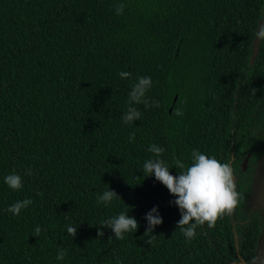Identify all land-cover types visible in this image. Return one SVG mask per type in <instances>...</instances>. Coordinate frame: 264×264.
Instances as JSON below:
<instances>
[{
    "label": "trees",
    "instance_id": "obj_1",
    "mask_svg": "<svg viewBox=\"0 0 264 264\" xmlns=\"http://www.w3.org/2000/svg\"><path fill=\"white\" fill-rule=\"evenodd\" d=\"M263 12L264 0H0V264L250 261L263 227L246 201L264 153V40L249 60ZM138 77L152 80L151 104L126 125ZM152 145L174 176L193 151L231 166L237 243L231 215L186 240L176 198L143 173ZM14 172L18 191L5 183ZM108 190L120 198L98 203ZM153 208L163 223L145 236ZM122 212L139 227L121 240L103 226Z\"/></svg>",
    "mask_w": 264,
    "mask_h": 264
},
{
    "label": "clouds",
    "instance_id": "obj_2",
    "mask_svg": "<svg viewBox=\"0 0 264 264\" xmlns=\"http://www.w3.org/2000/svg\"><path fill=\"white\" fill-rule=\"evenodd\" d=\"M125 5L119 4L116 7V14H123ZM259 39L264 40V31L259 32ZM130 72H120L122 79H130ZM152 86L150 77H138L131 85L129 92L128 107L123 113L121 119L124 124L130 125L141 117V112L135 105L143 104L145 108L149 107L151 101L147 97V92ZM255 95L256 90H251ZM158 107V103L156 104ZM175 115H183L182 111L177 110ZM135 140V134H131L129 142ZM164 149L152 145L149 152L153 153L155 159H150L144 163L143 173L148 177L154 176L156 181L165 186L168 192L175 197L170 203L178 207L181 219L177 223V228L185 236L188 242L196 235V228L205 224L209 228H213L216 222L224 216L231 215L239 204V193L236 191L235 178L233 169L228 163H221L215 158H209L199 151H193L191 154V165L186 167L181 160H175L177 169H183L178 175L174 176L170 173L169 167L160 159ZM25 175H33L29 168ZM5 183L13 190L18 191L22 187V178L15 172L5 177ZM119 197L113 190L103 192L97 196L98 203L107 205L113 199ZM120 198V197H119ZM32 201L25 199L12 204L7 211L14 215H19L22 209H26ZM147 227L145 236L153 233L155 228L163 223L162 218L158 214V209L153 208L145 216ZM138 222L134 217H130L128 213H120L118 216L105 222L103 228H108L114 233L116 239H123L125 233L136 232L138 230ZM41 229H35V237H38ZM67 233L74 238L77 228L69 226ZM102 235L103 232H99ZM155 236H151L145 242L152 244ZM66 253L61 250L58 252L56 259L63 260ZM244 264V262H242ZM246 264H264V258L259 255L251 258Z\"/></svg>",
    "mask_w": 264,
    "mask_h": 264
},
{
    "label": "water",
    "instance_id": "obj_3",
    "mask_svg": "<svg viewBox=\"0 0 264 264\" xmlns=\"http://www.w3.org/2000/svg\"><path fill=\"white\" fill-rule=\"evenodd\" d=\"M263 28H264V12L262 15V19L259 21L256 34L253 40L252 50H251V55H250V60H249L250 67L254 65V62L256 58L258 57V54L260 51L261 39H259L258 34L259 32L263 31ZM175 101H176V97L173 100V104ZM170 112H171V109H169V113ZM249 157H250V154L247 155V157L245 158L243 162L244 169L246 168ZM234 178H235V183H236V177L234 176ZM246 207L249 210V214L259 211L260 215L262 216L263 227H262V231L257 241V248H256L255 256L259 255L261 258H264V153L256 163V169L254 171V175H253V179L251 183V189L247 197ZM233 213L231 214V221H232L235 241L237 243V235H236V230H235V222L233 221Z\"/></svg>",
    "mask_w": 264,
    "mask_h": 264
}]
</instances>
